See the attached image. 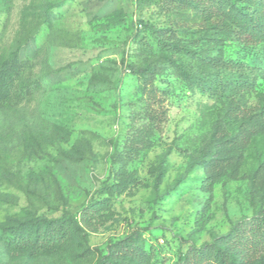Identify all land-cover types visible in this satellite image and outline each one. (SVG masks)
Segmentation results:
<instances>
[{
	"label": "rangeland",
	"instance_id": "obj_1",
	"mask_svg": "<svg viewBox=\"0 0 264 264\" xmlns=\"http://www.w3.org/2000/svg\"><path fill=\"white\" fill-rule=\"evenodd\" d=\"M233 30L212 0H0V60L22 47L25 61L0 72V226L74 221L42 252L0 229V264H100L132 234L151 256L117 264H177L264 215V41ZM216 78L242 86L215 93ZM243 130L246 144H226Z\"/></svg>",
	"mask_w": 264,
	"mask_h": 264
},
{
	"label": "trees",
	"instance_id": "obj_2",
	"mask_svg": "<svg viewBox=\"0 0 264 264\" xmlns=\"http://www.w3.org/2000/svg\"><path fill=\"white\" fill-rule=\"evenodd\" d=\"M220 10L240 30H233L235 38L246 46L252 47L258 41H264V0H257V7L246 11L236 6L231 0H212ZM194 17V16H193ZM191 17V18H193ZM232 29V28H231ZM22 47L7 58L0 60V72H10L22 67L25 61L18 58ZM136 72L143 76V91L149 94L154 102L160 100L159 89L152 80L160 72L157 67L138 68ZM239 81L216 78L208 90L226 94L241 87ZM244 86V85H243ZM163 112L156 113L153 106L148 111L151 121L160 124ZM248 140V133L243 130L237 136L226 141L227 145L242 146ZM82 222L87 227L93 224L88 220V207L83 211ZM73 216L63 213L59 217H48L45 214H31L26 220L14 226H0L2 232L23 248L33 252H42L65 244L73 233ZM151 254L147 253L138 234H132L109 246V255L100 264H117L119 258H125L137 263L146 262ZM177 264H264V215L255 216L249 221H241L231 226L222 236L213 237L211 241L200 245L191 244L181 255Z\"/></svg>",
	"mask_w": 264,
	"mask_h": 264
}]
</instances>
